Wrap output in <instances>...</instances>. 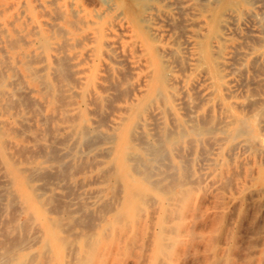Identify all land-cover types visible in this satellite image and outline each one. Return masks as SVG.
Masks as SVG:
<instances>
[{
    "label": "bare ground",
    "instance_id": "6f19581e",
    "mask_svg": "<svg viewBox=\"0 0 264 264\" xmlns=\"http://www.w3.org/2000/svg\"><path fill=\"white\" fill-rule=\"evenodd\" d=\"M15 1L0 0V250L24 254L21 235L35 223L65 247V223L80 226L96 204L113 225L159 196L163 252L186 158L206 145L218 166L264 157V0ZM181 9L191 14L184 33L174 26ZM123 64L136 81L112 101ZM248 66L255 75L243 85ZM96 176L95 189L80 185Z\"/></svg>",
    "mask_w": 264,
    "mask_h": 264
},
{
    "label": "rangeland",
    "instance_id": "374dc122",
    "mask_svg": "<svg viewBox=\"0 0 264 264\" xmlns=\"http://www.w3.org/2000/svg\"><path fill=\"white\" fill-rule=\"evenodd\" d=\"M18 1H15V9H17V6L23 8L26 5L25 0H20L17 3ZM41 9L45 10L44 8H39L40 11H42ZM176 13L178 14H176V20L178 19L179 21L175 20L174 26L180 33H184V29L188 27L187 18L191 14H189L188 10L182 9L176 10ZM212 17V12H210L209 24L208 26L206 25L205 32L213 29ZM197 25L196 23L194 24L195 27ZM191 26L194 27L193 25ZM231 36L236 40L241 39L236 33ZM249 43L253 44L254 41ZM99 65L96 72L99 78L101 77L105 80L108 72L103 69L105 68L103 64L104 67L101 64ZM121 67L124 78L120 82L117 81V85L108 83L110 84L108 86L109 91L112 89L109 92V95L113 98L111 99L112 101L120 100L124 92L130 93L132 84L136 81L133 79L136 76L128 71V69L130 70L129 64H123ZM178 69L181 70L179 67ZM67 71L69 72V69ZM93 72H95V69ZM242 72L239 74L238 79L240 83L245 85L244 81L247 82V78L255 75V67L248 66ZM129 78L131 81L133 80L132 83H130ZM122 84L121 88L120 85ZM255 86L250 85V88L254 89ZM118 92L120 93L118 94ZM109 103H111L110 100ZM108 120H110L109 116ZM206 147L207 145L204 148L203 146L199 147V152L196 153L195 158H186L187 162L184 161L182 165V175L179 179V184L182 183V192L179 194V198H181L176 200V205L174 204L176 212L167 216L163 228H161L164 234L163 238H165L162 243L168 245L163 252L160 251L161 245H156V240L159 237L158 233L160 232L158 223L160 221L159 211L161 203L158 199L160 197L154 196L152 198L154 200L146 204L143 202L139 204L141 208L138 207L139 209L136 210L137 217L135 216V221L128 222L126 217L121 216L119 217L120 222L117 217L118 223L113 225H108L105 221L106 211L102 207L105 201L96 204L93 212L88 214L83 212L81 214L83 216L81 221L84 224L81 223L83 227L80 224V226L74 228V224L65 223L64 230L67 233L65 235L68 236L70 234L69 237H66L68 239L73 238L72 240L66 239V241L71 242H66L67 245L65 247L64 243H62L65 241V237H62V240H43L41 230L35 223L33 227L30 226V231L26 229L21 235L27 240V246L22 252L24 254L20 257L14 254L10 255L4 246V250H0V264H22L24 261L23 264H84L87 263L86 261H88L87 264H264V181H262L264 170L261 169L264 168V166L261 167V165H264V157L261 158L252 152L249 154L250 156H247L249 157L248 160L247 157H244L245 159L243 157L235 158L233 155L234 158H231V161L228 162L229 164L218 166L222 164H219L220 161L216 159H209L210 156L208 155L209 153L212 154V150L209 145ZM208 148L211 151L209 153ZM221 153H224V151ZM223 155L221 154L222 157ZM202 156L205 161L203 159V161L200 160ZM225 157L230 158L228 156ZM238 158L239 160L241 158L239 162ZM230 162H233V164L236 162L238 167ZM239 164H243V167ZM259 166L260 168H258ZM251 167H254V170ZM248 168L251 169L249 170ZM201 170L206 173H201ZM219 170L221 171L218 173ZM215 173L218 174L214 176L213 174ZM224 173L225 175H222ZM258 176L259 179H256ZM240 180L244 183L247 180V184ZM98 182L99 177L96 176L80 185L88 184L89 188L95 189ZM243 189L244 192L242 191ZM79 190H81L80 187L77 188V191ZM230 193H234L235 197L233 195L229 196ZM91 196L93 194L89 193L88 200L93 199ZM155 197L157 200H155ZM71 201L76 204L81 202L79 199L76 200V198H72ZM24 216L27 217V215ZM111 218L112 216L107 217L108 220ZM87 229L89 230L88 232ZM70 231H72V234ZM85 232L89 234L85 236L87 238L84 236L80 237V233L85 235ZM64 233L62 236H65ZM45 243L48 244L45 245ZM29 245H31V248H27ZM34 256L35 258H33ZM1 257H4V259L8 258L5 260L2 258V260Z\"/></svg>",
    "mask_w": 264,
    "mask_h": 264
}]
</instances>
